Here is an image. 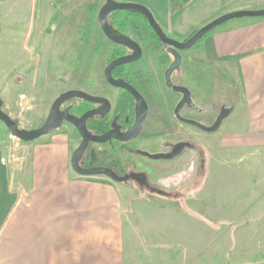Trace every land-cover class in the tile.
I'll list each match as a JSON object with an SVG mask.
<instances>
[{"label":"rangeland","instance_id":"374dc122","mask_svg":"<svg viewBox=\"0 0 264 264\" xmlns=\"http://www.w3.org/2000/svg\"><path fill=\"white\" fill-rule=\"evenodd\" d=\"M52 1L53 7L45 6V0H0V81L3 80V84L8 86L6 92L1 91L2 111L25 130L41 127L53 101L65 91L81 90L110 99L117 93L106 85L103 79V71L110 54L116 50L97 24V14L104 1L102 3V0H86L87 7L82 3L79 6L83 9L81 13L80 8H76V3H79L77 0ZM99 2L101 5L98 9ZM170 7L172 6L169 3V9ZM50 12L53 17L47 16ZM119 16L127 17L121 13ZM41 19L43 28L40 25ZM136 21L126 18L125 29H130L131 25H139ZM206 36L192 48L181 52V66L173 76H186V85L198 94L199 106L204 113L200 119L209 126L217 117L220 107L232 106L236 98L227 96L230 85L227 79L221 78L230 76L227 69L219 63L206 60L203 55L202 42ZM150 47L144 51L140 61L127 67L130 76H156L153 91L157 90L162 100L155 97V92L152 91L151 96L156 99V104L152 103L151 116L157 118L160 113L163 119H167V127H171L172 133L177 132L175 137L172 136L173 140H197L195 146L198 151L185 149L183 154L171 163H150L155 171L151 179H154L159 187L166 186L164 189L171 197L138 189L131 183L121 184L127 193L123 239L118 242L119 249H122L119 256H116V251L104 247L108 242L45 239L39 242L37 255L33 250H28L27 257H23L20 255L18 240L3 239L0 241V264H152L151 261L147 262L150 259L148 251H144L143 258L136 254L140 246L138 236L146 229L142 226L147 227L154 222L151 217L140 221L133 212L132 198L137 195L143 202L157 209L166 200H173L168 206L171 215H159L155 219L154 227L150 228L165 231L162 234L170 241L167 243L177 249L174 251L178 257H174L175 260L181 255L186 256L181 258L186 264H236L264 257V226L259 224V219L252 225L238 223L244 216H258L260 211L258 204L261 194L256 192V189L252 191L254 186L259 185L260 180L259 146L247 143L244 130L229 126V118L225 119L219 130L213 134L197 132L190 126L176 125L170 117V104L165 102L169 91L165 90L162 81L172 57L159 45L151 44ZM158 107H161L162 112H158ZM155 127L156 132L160 130L159 126ZM50 133L64 134L72 140L73 145L80 144V137L68 123ZM30 143H19L18 147H15L10 134L0 122V150L3 159L10 163L9 167L17 172L18 178L19 172L25 169L28 162L25 148L26 144ZM89 147L97 154L95 164L106 163L105 152L112 160L117 159L118 155L122 157L115 151L111 153L103 145L91 144ZM128 158L129 161L140 160L132 154ZM188 158H195V161L191 159L188 166L184 167ZM201 160L203 169L199 171ZM86 164L83 156L79 166L86 167ZM108 168L121 173L116 167L109 165ZM196 174L197 179H190V176ZM174 184H178L182 189H190L191 195L184 190L175 198L176 193L173 192L178 189L172 187ZM251 185L252 190H249ZM194 202L196 205H191ZM227 202L235 207L229 214L221 208L228 207ZM183 203L199 212L196 214L199 216L195 218L196 221L186 219L181 209H178L177 206ZM228 215L235 216V225L213 223L217 218H226ZM157 223L160 224L156 227ZM229 227L236 231V235H231L233 245L227 256L225 253L229 242L227 235H222L221 231L227 234ZM253 234L259 239H253ZM154 235L155 232L152 231V238ZM218 238H221L218 240L219 244ZM112 245L115 247L116 243L112 242ZM150 257L154 259L153 255ZM142 259L146 260L145 263H141Z\"/></svg>","mask_w":264,"mask_h":264},{"label":"crops","instance_id":"0c3cea01","mask_svg":"<svg viewBox=\"0 0 264 264\" xmlns=\"http://www.w3.org/2000/svg\"><path fill=\"white\" fill-rule=\"evenodd\" d=\"M77 1L79 3L78 5L76 3V8H80L81 3L87 7L86 0ZM173 1L176 3L173 4ZM118 2L147 8L160 28L177 41H185L194 32L220 16L264 9V0H118ZM45 3V6H54L52 0H45ZM169 3L172 6L170 9ZM100 5L99 2L98 9ZM82 10L81 7L79 13ZM49 15L53 17L52 12L47 16ZM235 20L206 36L202 42V52L206 60L223 65L230 74L221 77L227 79L230 85L227 96L236 98L230 106L233 107V111L227 117L230 119L229 126L244 130L246 142L258 145L261 150L259 185L254 186L253 190V185L249 187V190L256 189V192L261 194L258 204L260 211L258 216H244L238 223L252 225L259 219V224L264 226V17ZM42 22L43 19L40 23L41 28L44 26ZM129 28L137 35L143 53L151 48L140 28L136 25ZM3 83V80L0 81V97L1 91L6 92L8 88ZM26 145L28 162L25 169L19 172V178L14 169L2 162L0 150V241L18 240L20 255L23 257H27L28 250H33L37 255L40 249L39 242L45 239L108 242L109 244L104 247L116 251V256H119L122 249H119L118 242L123 239L127 193L121 184L105 176L77 175L70 164L77 146L64 134L49 133L38 141ZM95 163L93 164L95 167L102 168L103 163ZM191 178L197 179V174L190 176ZM172 187L178 189L173 192L176 193L175 198L184 190L191 195L190 189L179 188L178 184ZM140 199L138 195L133 197L131 205L140 221L151 217L155 222L159 215L165 213L171 215L168 206L173 200H166L157 209ZM191 205L196 204L194 202ZM226 205L228 207L221 208L229 214L235 207L230 202ZM177 207L181 209L186 219L196 221L195 218H199L196 215L199 212L192 210L194 209L192 206L183 203ZM234 219L235 216L228 215L226 218H217L213 223L233 226L237 223ZM154 222L147 227L142 226L146 229L138 236L140 246L136 251L137 256L143 258L148 251L150 256H154V259L148 256L150 258L147 260L148 263L151 261L152 264H186L181 259L186 256L180 255L178 260L173 259L178 258L174 252L177 249L169 246L170 243H167L169 240L162 234L165 231L151 230L150 226L154 227ZM159 224H155L156 227ZM152 231L155 232L153 238H158H152ZM235 232L230 227L227 234L221 231L222 235H227L229 242L225 253L227 256L233 245L231 237H235ZM12 235L18 237L12 238ZM256 238L257 235L253 234V239ZM220 239H217V244ZM112 242L116 243L115 247ZM145 261L142 259L141 263ZM236 264H264V257Z\"/></svg>","mask_w":264,"mask_h":264},{"label":"water","instance_id":"95a60500","mask_svg":"<svg viewBox=\"0 0 264 264\" xmlns=\"http://www.w3.org/2000/svg\"><path fill=\"white\" fill-rule=\"evenodd\" d=\"M131 12L136 13L144 18L148 27L152 33L157 37L160 44L163 47H167V53L172 57L171 63L168 65L167 69L164 72L165 82L167 87H171L174 92L180 93L182 95V100L174 109V116L176 120L180 123L193 126L199 131L206 134H213L217 132L222 124V122L232 113L233 107L221 106L218 112L217 117L215 118L211 126H205L203 124L197 123L193 120L183 119L179 116V110L181 107L187 103V106L191 107V101L189 92L185 88L175 87L171 85L170 76L174 71H178L181 66L182 58L181 52L186 51L192 48L198 41H200L204 36L213 31L215 28L227 23L228 21L241 19V18H262L264 17V9L261 10H250V11H239L230 14L220 16L208 24L204 25L202 28L194 32L188 39L185 41H177L167 37L165 32L160 28L155 19L153 18L150 11L137 4L131 3H122L115 0H104L103 5L98 11L97 14V24L104 35V37L114 45L123 46L131 51V54L123 56L111 61L105 67L103 71V77L107 84L114 88H121L128 91L137 101L138 110L136 114V120L133 128L125 133L118 134L115 131H109L103 135H92L86 129V122L93 117L103 116L109 110V102L101 97L89 95L80 90H68L61 93L52 103L48 115L42 124L41 127L34 130H25L22 129L19 124L13 121L6 113L2 111V100L0 98V122L4 125L10 137L12 138L13 145L18 147L19 143H30L33 142L48 133L57 130L61 127L62 123H68L74 127L79 137L81 138L80 144L74 150L70 164L72 170L79 176H105L110 180L122 183L128 180V177H118L113 172L106 168L100 167H90V168H81L79 166L80 159L84 156L85 151L89 143L101 145L112 140L118 142H128L136 138L141 130L142 123L146 117V105L143 99L136 93L129 85L122 81H115L111 77V72L120 66L128 65L138 61L141 58V48L140 46L130 38L121 35L112 30V28L107 23V16L112 12ZM80 100L88 104L97 105L98 107L83 113L81 116L76 117L67 113V111H61L62 105L70 100ZM188 143H178L176 144L172 151L168 154H154L150 155L147 153H141L144 156L149 157L151 160H171L176 158L184 148H189ZM142 180L143 176H137ZM143 182V180H142ZM144 183V182H143ZM157 194H160L157 193Z\"/></svg>","mask_w":264,"mask_h":264},{"label":"flooded vegetation","instance_id":"af4514ba","mask_svg":"<svg viewBox=\"0 0 264 264\" xmlns=\"http://www.w3.org/2000/svg\"><path fill=\"white\" fill-rule=\"evenodd\" d=\"M136 27L140 28V32L144 35L147 43L150 42V44L152 45H159L167 53L166 51L167 47H163L160 44V42L156 43L154 39L155 35L151 33L152 31L149 30L150 28H147L142 25H136ZM120 33L121 35H124L130 38L131 40L135 41L140 46L141 51H142L141 58L138 60L140 61L143 57V48H142V44L138 41V38L135 32L132 29H125L123 31L120 30ZM167 37L169 36L167 35ZM114 46L116 48V51L118 52V56L112 59L111 61L131 54V51L123 46H119V45H114ZM111 61H109L107 64H109ZM138 61L134 63H137ZM134 63H131V64H134ZM131 64L123 65V66L115 68L111 72V77L115 81H122L126 83L136 93H138V95L143 99L146 105V111H147L146 117L142 123L141 130L136 138L128 142H118V141L112 140L111 142L101 144L103 146H106L108 151L110 150L111 153L115 151L122 156L120 157L118 155L117 159L112 160L110 159L109 154L105 152L106 163L103 164L102 168L103 167L108 168L109 165L116 167V169L121 172L120 174L116 173L114 169L112 168H108V170L113 172L118 177H121V178L128 177L127 181L122 182L120 184L131 183L133 186L137 187L138 189L149 190L151 193H156V194L160 192V194L158 195L168 197L170 196V194H168V192L164 189L166 186L162 185L163 187H159V185L156 184L154 179H151L155 171H154V168L151 167L150 163L151 162H170V161L176 160L183 154L185 149L198 151V149L195 146L197 140L186 139V138L173 140L172 136L175 137L177 135V132L172 133L170 129L171 127L170 128L167 127L168 125V122H166L167 119H165V117L163 119L160 113H159L160 117L154 118L151 116L152 111H153L152 103L156 104V99H154L153 96H151L152 91L155 89L156 76H130V73L127 70L128 69L127 67ZM174 73H176V71H174L170 76L171 85L175 87H181V88L187 89L189 92L190 101L192 105L191 107L190 106L188 107L187 103H185L179 110V116L183 119L193 120L197 123L205 125L204 122L200 119V117L203 116L204 113H203L202 108L199 106V101L197 99L198 98L197 92H194L190 88H188V86L186 85V80H187L186 76H173ZM162 81H163V85L166 88L165 90L169 91V94L166 96L167 101L165 99V102H169L170 104L169 113H170L171 119L176 123V125H179L180 127H188L189 125L180 123L178 120H176L174 116V109L179 104V102L182 100V95L180 93L174 92L171 87H167L164 74L162 76ZM106 85H108L111 89L117 92L113 99H110L109 97L104 96V95H100V96L92 95V96H97V97L106 99L109 102V106H110L108 112L104 114L103 116H96V117L90 118L86 122V124H89L91 122H96V124H98L99 128L101 129V133L98 135H103L109 131H115L118 134H125L129 132L134 126V123L136 120V114L138 110L137 101L125 89L114 88L107 83ZM153 92H155V97H158V99L162 100V97L159 93H157V90ZM79 101L80 100H76V99L70 100L66 102L64 105H62L60 110L61 111L66 110L67 113H69L70 115L79 117L83 113L91 111L98 107L97 105L88 104L86 102H84L81 106ZM160 102L162 103V101ZM78 107L83 108L82 112L78 111ZM158 112H162L161 107L159 108ZM63 124L64 122L62 123V125ZM155 126H159L158 128H160V130L156 132ZM190 127H193V126H190ZM193 128L195 131L197 132L199 131L195 127ZM80 142H81V138H80ZM178 143H188L190 147L184 148L176 158L171 159V160L155 161L141 154V153H147L150 155L168 154L172 151L173 147ZM91 144L93 145V143L88 144V147L84 154L85 163H87L86 166L89 168L95 167L93 164L95 163L96 157H97L95 150L89 147ZM116 144H118L119 146H116ZM131 154L135 156L136 158H140V160L136 161L134 159V160L129 161L128 157ZM191 159L194 160L195 158L194 159L191 158ZM191 159L188 158L187 162L184 163V167L188 166L189 162L192 161ZM202 169H203V165H202V160H201L199 171H202ZM137 176H143L142 180L144 183L142 182L140 178H136Z\"/></svg>","mask_w":264,"mask_h":264},{"label":"trees","instance_id":"16d2710c","mask_svg":"<svg viewBox=\"0 0 264 264\" xmlns=\"http://www.w3.org/2000/svg\"><path fill=\"white\" fill-rule=\"evenodd\" d=\"M115 1H118V0H115ZM120 13L121 14H124L125 16H127L126 17L127 19L132 18L134 20H137L136 22H138L139 25H142V26H145V27L149 28L148 25H147V23H146V21L144 20V18L142 16H140V15H138L136 13L117 11V12H112V13H110L107 16V23L109 24V26L112 28L113 31L121 34L120 33V30H122V31L125 30V27H126V18H122L121 16H119ZM168 36L170 38H172L170 35H168ZM154 39H155L156 43H159V40L157 39L156 36L154 37ZM117 56H118V52L116 50L115 51H112L111 54H110L109 61H111L112 59L116 58ZM163 61L164 60H162V62ZM79 102H80L81 106L84 103L82 101H79ZM82 110H83L82 107H78V111L79 112H82ZM86 129L92 135H98V134L101 133V129L99 128L98 124H96V122H91L89 124H86Z\"/></svg>","mask_w":264,"mask_h":264},{"label":"built area","instance_id":"2783aa9c","mask_svg":"<svg viewBox=\"0 0 264 264\" xmlns=\"http://www.w3.org/2000/svg\"><path fill=\"white\" fill-rule=\"evenodd\" d=\"M2 162L5 163L6 165H10V163L6 162L5 159H3Z\"/></svg>","mask_w":264,"mask_h":264}]
</instances>
